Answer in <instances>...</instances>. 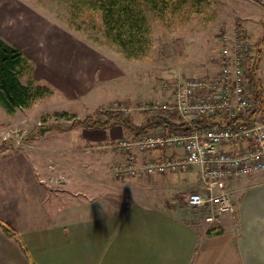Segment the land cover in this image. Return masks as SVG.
<instances>
[{
  "label": "rangeland",
  "instance_id": "rangeland-1",
  "mask_svg": "<svg viewBox=\"0 0 264 264\" xmlns=\"http://www.w3.org/2000/svg\"><path fill=\"white\" fill-rule=\"evenodd\" d=\"M98 2L0 0V39L19 49L28 64V70L19 76L21 83L44 86L51 91L50 95L36 99L13 114H7L0 107V157L12 159L10 164L19 168L31 169L38 163L42 177V164L36 160L42 154L49 158V170L73 168L83 176V179L78 174L67 177L71 186L56 183L53 187L56 194L72 195L75 187L79 192H86L81 193L78 200L95 202L93 204L108 200L134 203L145 197L151 199L152 206L162 209V201H169L173 193L161 192L152 184L153 176L146 178V183L136 176L125 179L115 176L114 166L122 164L121 156L112 148L115 142L104 143L100 155H87L84 159L83 155L65 151L75 142L73 134L77 132V129L67 130L77 127L76 120L92 115L98 106L108 111L122 110L132 121L130 130H134L143 124L142 113L149 104H169L172 93L188 79L216 75L221 49L227 41L233 43L237 38L244 39L253 52L256 51L257 42L263 40L264 2L191 0L178 8L169 6L156 10L135 2L127 5V17L114 13L112 18L103 15ZM260 59L257 78L264 96V42ZM79 66L84 74L80 78L77 75ZM103 72L114 75L111 84L99 82L98 76ZM78 83L81 85L76 89ZM62 87H66L65 94ZM107 101L112 103L104 106ZM232 113L233 110L228 112L229 115ZM63 130L66 134L57 133ZM125 135L134 137L132 131ZM87 136L93 140L100 138L94 132ZM94 146L88 144V147ZM57 148L60 150L55 153ZM22 155H25L24 160ZM195 169L173 174L198 175ZM178 179L177 199L184 206L187 196L196 191L197 183ZM45 207L42 206V210L51 214L48 205ZM186 213L200 227L203 224L208 231L220 230L217 224L207 225L203 220L205 211L187 207ZM171 215H175L174 212ZM226 232L230 234L231 227H227ZM229 238V245L237 241V236ZM223 250L225 258L230 252L235 254L228 246ZM224 262L230 264L227 259Z\"/></svg>",
  "mask_w": 264,
  "mask_h": 264
},
{
  "label": "crops",
  "instance_id": "crops-1",
  "mask_svg": "<svg viewBox=\"0 0 264 264\" xmlns=\"http://www.w3.org/2000/svg\"><path fill=\"white\" fill-rule=\"evenodd\" d=\"M243 29L248 31L244 26ZM261 63L260 59L258 71ZM81 71L80 68L78 78L84 76ZM105 74L103 72L101 77L98 76L99 82L111 84L114 75ZM80 85L78 83L76 89ZM65 88L62 87L64 94ZM110 103L107 101L103 105ZM73 129H77L73 134L76 140L65 151L83 155L84 159L87 155H100L104 143L113 141L114 146L117 140L139 138H129L125 135L128 130L118 125L104 129L73 127L67 131ZM65 131L57 133L64 135ZM93 132L100 138H88V133ZM43 139L46 137L40 138ZM88 144L95 146L88 147ZM59 150L54 149V152ZM179 153L159 150L145 156L134 151L133 156L136 164L142 165L151 160L161 162L167 155L176 157ZM119 155L120 163H124L126 156ZM32 160L35 161L34 158ZM36 160L42 164V177L38 163L31 169L19 168L10 164L12 159L0 157V224L8 228L6 232L0 227V264H225L226 259L230 264H264V173L228 183L232 212L211 223L218 225V232L207 234L208 228L195 223L187 215L186 205H181L177 199L180 190L178 178L182 181L194 180L197 183L195 192L206 193L197 173L137 177L145 183L146 178H151L152 184L161 192L173 193L169 201H162V209L152 206L151 199L145 197L134 203L108 200V204L101 202L98 205L85 199H79L83 201L79 203L77 198L86 193L79 192V188L73 187V196L69 193L56 194L53 189L56 183L71 186L67 177L78 174L83 179V176L73 168L67 169V166L68 171L49 170V158L42 154ZM46 205L52 211L49 209V215L42 210V206ZM173 212L175 215L172 216ZM227 227H231V235L226 232ZM229 236H237V241L229 245ZM224 246L234 250L235 254L230 252L225 258Z\"/></svg>",
  "mask_w": 264,
  "mask_h": 264
},
{
  "label": "built area",
  "instance_id": "built-area-1",
  "mask_svg": "<svg viewBox=\"0 0 264 264\" xmlns=\"http://www.w3.org/2000/svg\"><path fill=\"white\" fill-rule=\"evenodd\" d=\"M224 45L216 75L192 77L177 87L169 104L153 106L167 114L176 113V121L185 124L184 132H149L136 139L119 140L112 146L116 153L126 156L124 163L113 168L119 179L196 168L206 193L189 194L185 205L205 211L204 220L210 224L232 212L229 182L264 173V120L248 118L253 109V90L249 86L247 59L253 55V48L241 38ZM216 114L228 120L241 117L244 121L207 128L197 123ZM156 150L180 153L176 157L169 154L161 162L136 164L134 151L142 155Z\"/></svg>",
  "mask_w": 264,
  "mask_h": 264
},
{
  "label": "trees",
  "instance_id": "trees-1",
  "mask_svg": "<svg viewBox=\"0 0 264 264\" xmlns=\"http://www.w3.org/2000/svg\"><path fill=\"white\" fill-rule=\"evenodd\" d=\"M99 8L106 17H113L114 13L119 16L124 15L128 11L129 4L138 2L151 10L163 9L165 7L178 8L191 0H98ZM132 15V13H129ZM127 17V14H126ZM123 26V22H121ZM264 28V24L262 25ZM119 37V36H118ZM263 40L257 42V49L253 55L247 59L249 76V86L253 89L252 102L253 109L249 111L248 118L262 119L264 116V96L261 83L257 78V71L262 54ZM26 59L23 53L3 40L0 39V107L7 113L13 114L16 110L28 107L36 99H40L46 95H50L51 91L44 86L23 85L19 76L28 70ZM128 106V104H125ZM154 104H149L143 111V124L130 130L132 125L131 119L124 114L122 110H105L98 107L93 111L92 115L86 116L83 120L77 122V127L85 129H104L110 126H121L124 130L132 131L134 137L144 136L150 131L162 132H184L183 123H178L176 113L167 114L161 108L154 109ZM175 119V120H174ZM263 120V119H262ZM243 118L238 117L232 120L225 119L222 114H216L211 117L197 120L203 128L217 124H226L227 126L242 123ZM73 128V127H72ZM0 227L8 232V228ZM211 231H207L209 234Z\"/></svg>",
  "mask_w": 264,
  "mask_h": 264
}]
</instances>
